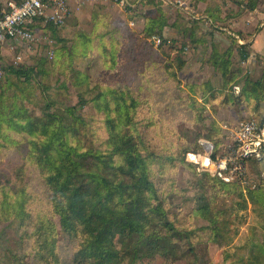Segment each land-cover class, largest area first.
<instances>
[{"label":"rangeland","instance_id":"374dc122","mask_svg":"<svg viewBox=\"0 0 264 264\" xmlns=\"http://www.w3.org/2000/svg\"><path fill=\"white\" fill-rule=\"evenodd\" d=\"M172 1L166 10L158 6L169 23L162 35L154 34L163 39L156 46L151 40L154 35L143 36L145 25L134 20V11L142 9L140 4L130 13L115 0H86L82 10L64 25L41 27L43 37L49 40L30 45L9 42L0 47V93L5 94L9 109L12 105L25 106L32 116H40L47 102L53 109L77 108L88 124L84 146L106 148V119L110 116L120 130L132 134L147 150L151 179L170 219L180 229L194 232L196 256L187 254L176 263L157 256L141 264H191L193 259L199 264H231L241 258L248 261L254 244H261L264 236V214L254 210L248 194L264 184V155L247 160L248 185L242 187L238 182L237 187L224 188L216 176L204 171L200 160L192 158L211 155L214 149L217 157L228 158L236 146L232 135L235 126L253 120L262 124L261 117L238 110L234 99L239 90L237 93L232 83L224 84L209 60L211 47L203 46V39L209 36L220 53L232 49L233 70H245L236 51L240 31L233 25L235 18L242 22V15L232 16L227 0H208L213 9L219 4L215 10L220 14L213 16L208 27L204 8L199 10L197 0ZM150 7L144 15L156 17L157 8ZM197 29L201 35H197ZM12 67L34 68L37 75L31 86L15 81L9 73ZM208 81L210 86L205 85ZM209 87L219 94L205 96ZM115 93L127 100L130 122L125 109L116 104ZM80 98L86 101L84 106ZM4 132L8 139L5 142L0 138V176L4 178L26 164L28 192L34 199L28 207L32 224L22 227L18 221L0 222V264H76L80 239L66 236L58 218L51 215L48 195L28 158L27 139L14 131ZM239 191L247 201L245 209H240ZM205 195L222 213L220 220L230 226L229 244H213L209 223L195 214L198 200ZM43 217L54 221L58 260L51 255H44L39 262L34 260L41 244L32 233ZM225 252L229 255L226 261Z\"/></svg>","mask_w":264,"mask_h":264},{"label":"trees","instance_id":"16d2710c","mask_svg":"<svg viewBox=\"0 0 264 264\" xmlns=\"http://www.w3.org/2000/svg\"><path fill=\"white\" fill-rule=\"evenodd\" d=\"M162 2H140L156 7V17L145 16L139 9L134 11L135 22L145 25L143 36L163 34L169 21L163 10L158 8H161ZM247 49L248 46L243 45L237 50L240 61L249 58ZM233 56L232 49L220 53L214 47L209 60L221 74L224 84L232 83L239 90L238 97L234 99L236 107L240 108L238 110H246L253 117H261V125L264 126V73L262 77L255 78L242 68L239 72L234 71ZM9 73L15 81L28 86H31L33 76L37 75L34 68L23 67H12ZM205 85L210 86V82ZM215 94L219 92L214 88L205 90V96L213 98ZM115 97L116 104L119 109L121 106L125 109V118L130 122L127 100L117 93ZM206 100L211 102L210 99ZM4 101L5 94L1 91L0 138L7 142L5 129L27 139L28 158L33 164L32 168L39 173V183L48 195L47 204L51 215L58 218L59 226L66 236L72 240L80 239L74 263L141 264L157 256L176 263L187 254L195 258L192 241L194 232L180 229L170 219L151 179L150 154L132 134L120 130L112 117L107 116L108 138L106 148L101 149L95 145L84 146L83 138L87 134L88 124L75 107L53 109L52 104L47 102L40 116H32L25 106L12 105L9 109ZM107 102L109 105L110 102ZM80 104L84 106L86 101L81 99ZM2 146L8 147L7 144ZM217 156L214 149L212 158L216 159ZM25 167L26 164L20 165L4 175V178L0 176V222L18 221L22 227L32 224L28 207L34 197L28 192ZM215 178L223 188L239 186L237 181L227 184L218 176ZM248 194L254 210L263 215L264 184L256 186ZM239 197L240 209H245L247 201L240 191ZM200 199L195 214L209 223L207 229L210 231V241L219 246L229 244L230 226L220 220L219 215L222 213L208 195ZM34 230L32 234L37 236L41 244V251L36 253L34 260L39 262L44 255L56 259L54 221L40 218ZM223 258L226 261L229 255L225 252ZM191 262L199 264L195 259ZM263 263L264 236L261 244H254L248 261L241 258L231 264Z\"/></svg>","mask_w":264,"mask_h":264},{"label":"built area","instance_id":"2783aa9c","mask_svg":"<svg viewBox=\"0 0 264 264\" xmlns=\"http://www.w3.org/2000/svg\"><path fill=\"white\" fill-rule=\"evenodd\" d=\"M115 2L131 13L141 0ZM85 3L86 0H6L0 14V47L9 42L30 45L49 40L43 37L41 27L64 25L71 16L82 10ZM151 40L156 46L163 41L157 35L152 36ZM232 135L236 146L228 158L213 159L212 154H206L207 166L204 167L203 161L201 164L204 171L211 172L224 182L230 184L237 181L245 187L249 183L247 160L251 157L260 158L264 153V126L255 120L241 121L235 126Z\"/></svg>","mask_w":264,"mask_h":264},{"label":"crops","instance_id":"0c3cea01","mask_svg":"<svg viewBox=\"0 0 264 264\" xmlns=\"http://www.w3.org/2000/svg\"><path fill=\"white\" fill-rule=\"evenodd\" d=\"M152 1V0H151ZM181 3H186L182 0ZM230 3L232 16L239 17L242 15V22H237L235 18L233 22L238 30L240 31V38L237 41V44L241 47L243 45H247L249 52V58L245 61H241V65L245 66V71H247L251 76L255 78L262 77L264 73V0H227ZM196 2V1H195ZM198 8L202 11V7L204 8L205 20L207 23L206 26H210L211 19H214L218 14L215 10L218 6L214 5V9L209 3L208 0H199ZM162 7L164 10L167 8V4H171L170 0H163ZM142 7L141 12L147 15L150 10V5H144V3H139ZM6 0H0V14L2 10L5 8ZM219 5V4H218ZM191 6V5H190ZM180 10H184L179 6H174ZM192 7V6H191ZM213 10V11H212ZM218 10V9H217ZM198 16V15H197ZM224 17V16H223ZM198 18V17H197ZM135 20V18H134ZM197 35H201L200 30H195ZM238 37V36H236ZM203 46L207 48L208 46L213 48L216 47L212 44V41L209 40V36L206 37V40L203 39ZM237 51V50H236ZM212 55V54H211ZM211 57V56H209ZM255 74V76H254ZM257 75V77H256ZM237 92V91H236ZM238 93V92H237Z\"/></svg>","mask_w":264,"mask_h":264},{"label":"bare ground","instance_id":"6f19581e","mask_svg":"<svg viewBox=\"0 0 264 264\" xmlns=\"http://www.w3.org/2000/svg\"><path fill=\"white\" fill-rule=\"evenodd\" d=\"M205 146L208 147V146H210V145H208V142H205ZM210 149H211V148H210ZM192 158L195 159V160H197V161L200 160V161L202 162L203 159L206 158V157H198V156H195V158H194V157H192ZM204 162H205V161H204ZM205 163H207V159H206V162H205Z\"/></svg>","mask_w":264,"mask_h":264},{"label":"water","instance_id":"95a60500","mask_svg":"<svg viewBox=\"0 0 264 264\" xmlns=\"http://www.w3.org/2000/svg\"><path fill=\"white\" fill-rule=\"evenodd\" d=\"M204 161L206 162V158L203 159V165H204V167H206L207 163H205Z\"/></svg>","mask_w":264,"mask_h":264}]
</instances>
